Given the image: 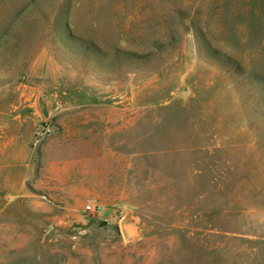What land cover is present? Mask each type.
Wrapping results in <instances>:
<instances>
[{"label": "rangeland", "instance_id": "rangeland-1", "mask_svg": "<svg viewBox=\"0 0 264 264\" xmlns=\"http://www.w3.org/2000/svg\"><path fill=\"white\" fill-rule=\"evenodd\" d=\"M0 264H264V0H0Z\"/></svg>", "mask_w": 264, "mask_h": 264}, {"label": "built area", "instance_id": "built-area-1", "mask_svg": "<svg viewBox=\"0 0 264 264\" xmlns=\"http://www.w3.org/2000/svg\"><path fill=\"white\" fill-rule=\"evenodd\" d=\"M86 210L92 213H102L103 207L99 203L90 202L86 205Z\"/></svg>", "mask_w": 264, "mask_h": 264}]
</instances>
